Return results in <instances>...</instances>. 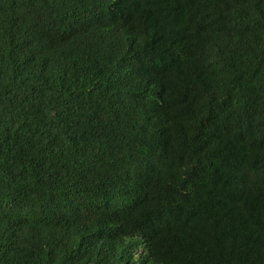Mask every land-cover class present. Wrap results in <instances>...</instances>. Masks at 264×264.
I'll use <instances>...</instances> for the list:
<instances>
[{
    "label": "trees",
    "instance_id": "16d2710c",
    "mask_svg": "<svg viewBox=\"0 0 264 264\" xmlns=\"http://www.w3.org/2000/svg\"><path fill=\"white\" fill-rule=\"evenodd\" d=\"M0 264H264V0H0Z\"/></svg>",
    "mask_w": 264,
    "mask_h": 264
},
{
    "label": "bare ground",
    "instance_id": "6f19581e",
    "mask_svg": "<svg viewBox=\"0 0 264 264\" xmlns=\"http://www.w3.org/2000/svg\"><path fill=\"white\" fill-rule=\"evenodd\" d=\"M243 109V108H242ZM155 133V132H154ZM157 148V147H156ZM162 148V147H161ZM229 148V147H228ZM162 150V149H161Z\"/></svg>",
    "mask_w": 264,
    "mask_h": 264
}]
</instances>
